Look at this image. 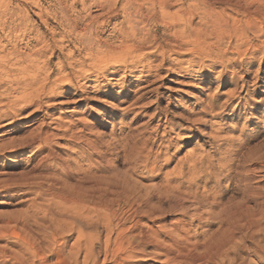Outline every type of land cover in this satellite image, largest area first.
<instances>
[{
  "label": "rangeland",
  "instance_id": "374dc122",
  "mask_svg": "<svg viewBox=\"0 0 264 264\" xmlns=\"http://www.w3.org/2000/svg\"><path fill=\"white\" fill-rule=\"evenodd\" d=\"M210 1H214L210 8L212 19L229 26L234 24L236 30L240 29L238 22H241L247 32L245 45L239 49L229 46L225 32L218 35L216 32L211 37L205 35L211 48L206 47V51L205 46H199L197 53H189L191 47L176 48L168 42L175 36L174 32L188 30L185 26L168 29L153 22L143 26L146 34L149 33L147 42L168 45L166 63L159 62L158 53H149L148 43L136 57L93 66L84 60L87 52L99 47L92 36L97 35L100 42L114 47L118 45L117 34L126 31L127 21L119 6L105 16L96 4L99 0H0V58L11 48L14 54H25L47 46L52 48L51 54L48 51L36 57L38 67L47 69L46 74L52 73V77L68 68L65 74L69 80L73 79L71 86L58 84L51 93L46 91L35 106L21 110L10 121L0 122V150L5 148L0 151V174L23 173L25 161L36 146L30 140L37 133H47L55 136L50 142L54 155L68 160L72 171H81L80 175L82 171L92 172L96 163L100 169L97 173L93 171L96 177H105L103 180L116 185V180L118 184L128 180L135 195L152 193L149 207L156 213H165L162 218L176 219L185 210L190 212L191 198H188L193 193L201 202L206 196L215 197L221 207H230L243 197L249 209H259V236L251 244L259 241V246L264 247V0ZM195 2L180 0L167 11L187 13L196 9ZM98 16L102 19L99 21L104 19V26H90L89 18ZM203 21L200 12H193L189 30L192 27L194 32L200 25L199 29L203 30ZM72 22L75 29H71ZM37 36L44 39L43 43L34 42ZM18 59H9L10 68L16 66L12 64ZM82 61L84 79L74 74ZM14 75L5 80H12ZM4 103L1 100L0 106ZM138 133L153 143V155L167 145L161 137L163 134L173 141L166 155L157 158V165H149L152 170L145 171L138 166L131 169L125 163V147ZM199 159L202 163L196 167L197 174H186V165ZM178 161L183 163L184 174L175 179L178 172L172 171ZM167 179L174 185L179 183L177 193L187 198L185 209L180 210L172 202L159 198ZM4 195L11 197L13 193ZM2 196L0 204L5 202ZM110 198L104 196L106 200ZM10 202L7 207L0 206V215L17 214L25 209L16 198ZM92 230L103 235L102 225L94 224ZM70 237L64 245V254L74 241L75 236ZM43 243L40 247L46 252L43 249L41 252L47 264H52L51 248ZM6 244L0 242V245ZM13 250L19 252L16 248Z\"/></svg>",
  "mask_w": 264,
  "mask_h": 264
},
{
  "label": "bare ground",
  "instance_id": "6f19581e",
  "mask_svg": "<svg viewBox=\"0 0 264 264\" xmlns=\"http://www.w3.org/2000/svg\"><path fill=\"white\" fill-rule=\"evenodd\" d=\"M177 1L180 2V0H99L96 4L105 16L119 6L123 18L127 21V27L126 31L117 34L118 45L114 47L100 42L97 35L92 36L99 47L95 51L87 52L84 60L90 61L93 66L108 64L115 59L122 61L127 57H136L143 46L149 43L147 47L151 50L149 53H158L161 57L159 62L166 63L168 45H160L158 41L153 40L147 42L149 33L146 34L143 26L153 22L168 29L185 26L188 30L174 32L175 36L168 42L176 48L191 47L188 49L189 53H197L200 50L199 46H205L203 49L206 51V47L211 48L210 43H206L205 35L211 37L216 32L217 35L225 32L229 46L239 49L245 45L247 32L241 22H238L240 29L236 30L237 26L234 24L229 26L226 22L211 18L213 14L211 5L214 1L196 0L194 5L196 9L193 11L169 13L167 10ZM193 12H200L201 18L205 21L202 22L205 27L203 30L199 29L201 25L194 32L191 30L192 27L189 30L188 24H191ZM38 16L43 17L40 13ZM100 16L89 18L88 24L94 28L104 26V19L99 21L102 20ZM251 25L255 29V25ZM70 26L71 29H75V22ZM208 27L211 30L208 31ZM43 40L37 36L34 42L41 44ZM13 51V48L9 49L5 56L0 58V85L3 86L0 101L5 100L0 106V122L10 121L21 110L35 106L46 91L48 94L51 93L58 84L71 86L73 83V79L69 80L65 74L68 68L52 77V73L46 74L47 69L38 67L35 58L49 52L51 54L52 48L50 50L47 46H41L35 53L25 54H14ZM11 58L20 59L16 64H12L16 65L13 68L8 64ZM83 66L84 61L79 64V69L74 71V74L79 75L77 78H86L85 72H82ZM12 73L15 74L12 80H5ZM26 81L28 84L24 85ZM179 134L180 131L175 137ZM52 137L55 136L47 133H37L33 136L29 143L36 146L34 145L33 152L25 161L23 173L0 174V194H3L2 199L5 200L0 206H9L8 202L12 198L20 200L25 206V209L17 214L0 215V242L7 243L0 245V264H47V258L41 252L44 247H40L43 241L48 245L45 246L43 243L41 246L51 248L52 258L54 257L52 264H264V247L259 246V241L251 244V241L259 236V209L253 210V207L249 209L243 197L239 202V199L237 202L234 201V205L230 207H221V203L215 197L206 196L201 202L199 196L193 193V196L188 198V200L191 198V202L187 201L191 203H187L191 207L190 212L185 210L181 217L176 219L162 218L165 213L160 214L158 211L156 213L149 207L152 193L135 195V191L133 193L129 188L130 184H127L128 180H122L118 184L119 181L114 178V181L118 182L116 185L111 184L109 180H103L105 177L103 179L96 177L95 173L100 169L95 162L93 163L95 167H92L95 173L82 171L83 174L80 175L81 171L78 172L76 169V173L74 169L72 171L68 160H61L54 155ZM161 137L165 138L163 141L167 145L161 148L163 151L160 150L153 155L151 148L153 143L150 139H144L141 133L132 136L126 149L124 148L125 163L127 162L131 169L138 166L145 171L150 169L149 165H157V158L166 155L169 144L173 142L171 138H166L165 134ZM3 149L5 151V148ZM89 149L93 150L92 147ZM201 163L200 159L188 163L185 173L196 175V167ZM179 164L172 171L178 172L175 179H180L184 174L183 163ZM172 183L171 179L168 180L164 186V193H161L163 195L157 196L162 197L166 203L172 202L180 207L178 208L180 210L183 207L185 209L186 195L183 197L177 193L179 183L177 185ZM8 193L13 195L11 197L4 195ZM104 196L111 198L106 200ZM94 224L102 225L103 235L92 233ZM72 235L75 236L74 241L64 254L63 248H66L64 245ZM47 250L49 252V249Z\"/></svg>",
  "mask_w": 264,
  "mask_h": 264
}]
</instances>
